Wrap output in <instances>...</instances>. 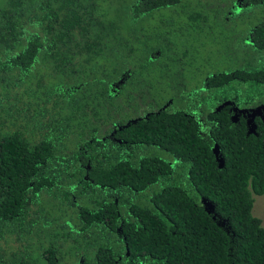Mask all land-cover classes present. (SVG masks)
<instances>
[{"label": "trees", "instance_id": "obj_1", "mask_svg": "<svg viewBox=\"0 0 264 264\" xmlns=\"http://www.w3.org/2000/svg\"><path fill=\"white\" fill-rule=\"evenodd\" d=\"M239 1L4 0L0 264H264V129L202 103L264 99V0ZM203 44L236 64L200 68Z\"/></svg>", "mask_w": 264, "mask_h": 264}, {"label": "flooded vegetation", "instance_id": "obj_2", "mask_svg": "<svg viewBox=\"0 0 264 264\" xmlns=\"http://www.w3.org/2000/svg\"><path fill=\"white\" fill-rule=\"evenodd\" d=\"M246 1L240 0L238 3V8L240 5H246ZM261 6L264 7V3H261ZM204 78V75H202ZM194 90L190 89L189 91H182L180 93V98H187L191 99L194 95ZM194 98V97H193ZM213 98V97H212ZM193 100V99H192ZM231 102V103H230ZM202 103H209L211 104L214 114L218 112L224 111L227 114V117L231 119V121L236 122L238 119H243V125L245 128V135L253 134L257 135L256 129L259 127L264 129V99L260 93H251L250 96L240 95L238 90L236 89L232 95H220V97L216 98V100L208 102L202 101ZM201 108V107H200ZM210 111L208 110L207 113L201 111L199 114L200 116L197 118V124L200 125V128H203L206 123H215V118L209 115ZM211 120V121H210ZM212 124V123H211ZM118 140V139H117ZM213 147L211 148V152L213 154L214 160L215 156L221 157L220 149L217 151H212ZM214 150V149H213ZM216 162V161H215ZM218 166V162H216ZM222 166V165H221ZM218 166V167H221Z\"/></svg>", "mask_w": 264, "mask_h": 264}, {"label": "rangeland", "instance_id": "obj_3", "mask_svg": "<svg viewBox=\"0 0 264 264\" xmlns=\"http://www.w3.org/2000/svg\"><path fill=\"white\" fill-rule=\"evenodd\" d=\"M4 0H0V7L4 5ZM221 5V4H220ZM237 14V13H236ZM236 14L232 17L231 19V23L230 20L226 21V23L228 24V26H231L232 30L235 32H239L242 24L244 22H246L249 17H250V13L245 14V15H237ZM226 26V27H228ZM225 33L228 32V30L224 31ZM219 43H223L222 40H219ZM218 43V44H219ZM200 51H198L197 53V59L194 62L196 63H202L203 65L199 64L198 66L200 68H206V70H210V71H215V70H220L222 68L225 67H229L230 69L236 64L234 63L235 60L233 57L230 58V60L226 57H220L219 54L217 53V51H214L215 49L220 50L221 47L219 45H211V44H203V46L199 47ZM207 56V59L203 62V57ZM206 70H204L203 72H205ZM201 72H193L192 70H189L187 72V74L185 75V80H186V86H188V89H193L196 88L197 84L199 83V79L203 73ZM193 86V88H192ZM235 86L237 87V90L239 92L240 95H246V96H250L251 93H247L246 90L244 89L243 84L241 83L239 84H235ZM256 93H260V92H256ZM253 94V93H252ZM175 96H180L179 92H175L174 94ZM170 99H168L169 101ZM166 184V182H158L156 183L154 186H152L150 189H155L154 187H162ZM251 213L257 217L261 224L264 226V194L263 195H257L254 196L253 198V202H252V208H251Z\"/></svg>", "mask_w": 264, "mask_h": 264}, {"label": "water", "instance_id": "obj_4", "mask_svg": "<svg viewBox=\"0 0 264 264\" xmlns=\"http://www.w3.org/2000/svg\"><path fill=\"white\" fill-rule=\"evenodd\" d=\"M231 103V102H230ZM262 107H264L263 105H262ZM213 149H212V151H218V147H217V144H213ZM215 161L216 162H218V166H221L222 165V163H223V158L222 157H216L215 156ZM200 202H201V204H202V207H203V209H204V211L206 212V213H210L211 211H212V205H211V202L210 201H208V200H206L205 198H203V197H201L200 198Z\"/></svg>", "mask_w": 264, "mask_h": 264}, {"label": "clouds", "instance_id": "obj_5", "mask_svg": "<svg viewBox=\"0 0 264 264\" xmlns=\"http://www.w3.org/2000/svg\"><path fill=\"white\" fill-rule=\"evenodd\" d=\"M166 102H170V100L169 101L167 100ZM130 143L133 144V142H130ZM166 181H167L166 178H161V179L158 180V182H166ZM143 186H144V188H149L148 190H146V192H148L149 190H151L150 188L152 186H154V184H153V182H146V184H144ZM216 221H217L218 224H221V223L226 221V218L225 217H219Z\"/></svg>", "mask_w": 264, "mask_h": 264}]
</instances>
